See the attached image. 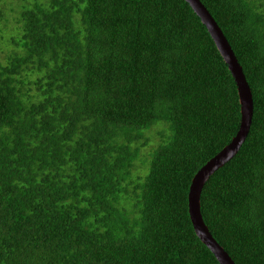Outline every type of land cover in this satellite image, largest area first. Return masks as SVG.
<instances>
[{
  "label": "trees",
  "instance_id": "trees-1",
  "mask_svg": "<svg viewBox=\"0 0 264 264\" xmlns=\"http://www.w3.org/2000/svg\"><path fill=\"white\" fill-rule=\"evenodd\" d=\"M1 1L0 264H220L189 193L238 134L241 103L191 4L32 0L8 37ZM201 1L255 104L241 150L204 186L202 213L236 264H264V0Z\"/></svg>",
  "mask_w": 264,
  "mask_h": 264
},
{
  "label": "water",
  "instance_id": "water-1",
  "mask_svg": "<svg viewBox=\"0 0 264 264\" xmlns=\"http://www.w3.org/2000/svg\"><path fill=\"white\" fill-rule=\"evenodd\" d=\"M191 4L203 23L208 27L225 61L229 65L237 85L241 103L242 120L238 134L216 156L210 159L194 176L189 193V211L195 231L202 242L216 256L220 264H236L229 252L217 241L204 220L202 213V192L210 177L227 162L232 160L241 150L253 124L254 96L243 66L239 62L228 38L201 0H186Z\"/></svg>",
  "mask_w": 264,
  "mask_h": 264
},
{
  "label": "rangeland",
  "instance_id": "rangeland-1",
  "mask_svg": "<svg viewBox=\"0 0 264 264\" xmlns=\"http://www.w3.org/2000/svg\"><path fill=\"white\" fill-rule=\"evenodd\" d=\"M32 2V0H2L1 1V7L3 9H6L7 12H9V17L12 21H14L15 17L18 19V15H20L23 12V5H29ZM15 9V11H13ZM16 28V22H12V25L7 26V32L11 29ZM13 31H10L7 36L10 37L11 33ZM16 32V31H15ZM4 47V50H2ZM8 48H5V45H3L2 40L0 41V62H5V59L7 58L8 54ZM149 134L150 138L153 140V142H157L160 138L157 132H147V135ZM149 151V148L142 150V156L139 161L136 163V171L139 174H145L148 170V165L143 163L142 158L145 156L146 152Z\"/></svg>",
  "mask_w": 264,
  "mask_h": 264
}]
</instances>
